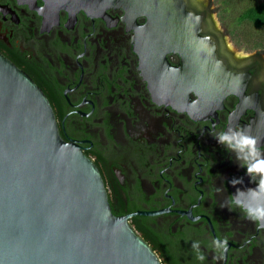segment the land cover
Returning a JSON list of instances; mask_svg holds the SVG:
<instances>
[{"label":"flooded vegetation","instance_id":"af4514ba","mask_svg":"<svg viewBox=\"0 0 264 264\" xmlns=\"http://www.w3.org/2000/svg\"><path fill=\"white\" fill-rule=\"evenodd\" d=\"M187 2L215 41L226 88L218 72L182 71L177 51L158 58L149 12L131 0H0V53L43 91L61 137L96 165L113 215L162 264H264V229L221 207L257 184L214 137L250 128L264 153V58L235 56L209 10ZM216 239L228 242L222 255Z\"/></svg>","mask_w":264,"mask_h":264},{"label":"water","instance_id":"95a60500","mask_svg":"<svg viewBox=\"0 0 264 264\" xmlns=\"http://www.w3.org/2000/svg\"><path fill=\"white\" fill-rule=\"evenodd\" d=\"M131 1L149 12L158 58L177 51L182 71L218 72L227 87L215 41L201 35L204 17L187 0ZM0 264H162L127 217L113 215L96 165L61 137L43 91L2 53Z\"/></svg>","mask_w":264,"mask_h":264},{"label":"clouds","instance_id":"9594fccd","mask_svg":"<svg viewBox=\"0 0 264 264\" xmlns=\"http://www.w3.org/2000/svg\"><path fill=\"white\" fill-rule=\"evenodd\" d=\"M243 56V53H237ZM214 137L218 143L235 153L241 167H246V174L257 184L255 188L241 190L237 188L236 194L226 199L221 207L232 210L239 208L246 217L255 222L259 229H264V153L260 150V139L251 134L250 128L229 127L220 131ZM230 183L233 186L243 183V178H233ZM227 240L216 239L212 242L219 254L227 251ZM197 255V259L203 260L200 254V242L194 241L191 245Z\"/></svg>","mask_w":264,"mask_h":264},{"label":"rangeland","instance_id":"374dc122","mask_svg":"<svg viewBox=\"0 0 264 264\" xmlns=\"http://www.w3.org/2000/svg\"><path fill=\"white\" fill-rule=\"evenodd\" d=\"M208 9L209 17L225 45L235 56L259 54L264 58V29L240 21L243 11L262 0H196Z\"/></svg>","mask_w":264,"mask_h":264},{"label":"trees","instance_id":"16d2710c","mask_svg":"<svg viewBox=\"0 0 264 264\" xmlns=\"http://www.w3.org/2000/svg\"><path fill=\"white\" fill-rule=\"evenodd\" d=\"M239 20L249 22L256 29H264V0L246 8Z\"/></svg>","mask_w":264,"mask_h":264}]
</instances>
